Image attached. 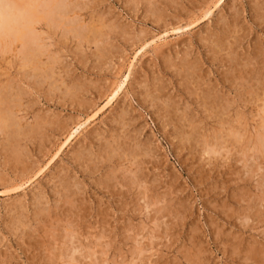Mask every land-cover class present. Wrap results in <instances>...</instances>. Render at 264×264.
<instances>
[{
	"label": "rangeland",
	"instance_id": "obj_1",
	"mask_svg": "<svg viewBox=\"0 0 264 264\" xmlns=\"http://www.w3.org/2000/svg\"><path fill=\"white\" fill-rule=\"evenodd\" d=\"M79 2L86 9L71 19L80 27L94 22L100 28L99 18L109 38L89 44L71 34L61 46L58 32L50 42L51 52L61 58L54 78L22 68L19 47L0 59V96H20L14 113L22 125L32 128L43 117L53 122L43 124L33 140L22 141L21 163L5 156L0 135V177L20 176L24 163L25 174L31 173L16 191L0 187V264H64L55 255L68 246L84 264H264V221L223 218L227 210L238 212L235 198L242 196L264 208L259 186L264 164H258L262 154L252 146L264 127V0ZM111 24L112 31L106 27ZM217 36L224 48L219 56ZM188 64L193 66L189 72L183 69ZM127 76L117 99L105 106L111 88ZM75 82L81 91L65 96V86ZM206 91L216 98V118L228 124L217 125L227 132L220 151L222 156L227 152L224 157L201 152L218 122L204 111ZM57 124H66L70 134L84 125L67 142L70 135L55 129ZM232 129L245 137L249 155L257 159L241 161L239 145L228 142ZM189 136L199 144L186 141ZM110 145L116 150L112 163L106 153ZM139 150L145 156L132 159L128 151ZM254 165L259 171L249 178L246 171ZM133 176L139 187L132 185ZM70 227L74 239L64 245ZM255 247L257 255L251 252Z\"/></svg>",
	"mask_w": 264,
	"mask_h": 264
},
{
	"label": "bare ground",
	"instance_id": "obj_2",
	"mask_svg": "<svg viewBox=\"0 0 264 264\" xmlns=\"http://www.w3.org/2000/svg\"><path fill=\"white\" fill-rule=\"evenodd\" d=\"M67 1H70V0H67ZM66 0H0V59H4L5 57V54L9 53L8 51L12 50L14 47H16V49L19 47L20 49H18V52H19V60L21 61L22 63V68H29L31 70L34 71L35 75H40L41 77H45V79H52L51 77L53 76V71H54V66L55 64H58L60 63V60L61 58L59 57L58 54H55L53 52H51V46L53 47V45L50 43L51 41H53V39L57 36L58 32L60 33V31H62V35L61 37H59L57 40L59 42V45H65L68 41V39H70V35H74L75 38H77L80 42H84V43H89L91 44L92 42L94 41H98V40H101L102 38L104 39L106 37V33L103 32V29L105 28V26L101 23V21H99V18L97 19V23H99L98 25L100 26V28H97V24L94 23L92 20V25H89L88 27H80L78 26V23L76 22V18H72L70 17V15H75V16H79L78 14H80V12H82L85 8V5H80L81 3L79 2H76L75 4H70L68 5V3L70 2H67ZM147 1V0H146ZM149 1V0H148ZM170 1V0H169ZM145 2V1H144ZM151 2V0H150ZM159 2V1H158ZM214 2V1H213ZM159 5V4H157ZM210 5V4H208ZM206 5V6H208ZM87 7V6H86ZM210 10L211 8H209V13H210ZM151 11V10H150ZM260 11V10H259ZM153 12V11H151ZM208 14V11L207 13ZM205 14V15H206ZM236 14V13H235ZM159 15V14H158ZM152 16V15H151ZM117 17V16H116ZM74 19V20H73ZM81 18H79L78 21L81 22L80 20ZM159 19V18H158ZM76 20V21H75ZM83 20V19H82ZM102 20V19H100ZM103 21V20H102ZM163 21V20H162ZM77 23V24H76ZM91 23V22H90ZM87 26V25H85ZM111 27H108L106 26L109 30H113L115 27L112 26V24L110 25ZM226 28V27H225ZM43 29H45V31H43ZM119 29V28H118ZM122 29V28H121ZM231 29V28H230ZM120 32H123V29L120 30ZM126 32V30H125ZM119 32H117L118 34ZM124 33V32H123ZM116 35V34H115ZM123 35V34H122ZM108 36V35H107ZM109 38V36H108ZM223 39V38H222ZM123 40V39H122ZM130 41V40H129ZM210 41V40H209ZM215 42H212V43H215L214 44V48H218V56H219V53L222 52V50L224 49H221V44H220V41L221 39L217 36V38L215 39ZM69 42V41H68ZM100 43V42H99ZM96 45V43H95ZM101 45V44H100ZM212 45V44H211ZM111 46V45H110ZM112 48V47H111ZM88 49V48H87ZM97 49V48H96ZM101 51V50H100ZM214 51V50H213ZM92 52V51H91ZM98 52V51H96ZM103 53V52H102ZM102 53L99 55V53H97L98 55V58L101 59L100 61H103V55ZM14 54V53H13ZM110 54V53H109ZM190 54V53H189ZM96 55V54H95ZM15 56V55H14ZM102 57V58H101ZM258 57V56H257ZM17 58V57H16ZM189 58V57H188ZM230 59V58H229ZM46 60V61H45ZM256 60V59H255ZM187 61V60H186ZM236 62V61H235ZM182 63V62H181ZM188 63V62H186ZM185 63V64H186ZM105 64V63H104ZM191 64H193V62H191ZM200 64V63H199ZM224 64V63H223ZM232 65H230V67L232 68L233 67V63H231ZM236 64V63H235ZM96 65V64H95ZM198 66V65H197ZM239 66V65H238ZM248 66V65H247ZM183 69L187 72H189L188 70H190V68L193 66L191 65H183ZM243 67V66H242ZM251 67V66H250ZM200 69V68H199ZM249 69V68H248ZM30 70V71H31ZM44 70V71H43ZM198 70V69H197ZM43 71V73H42ZM195 71V70H194ZM231 71V70H230ZM194 73V72H193ZM192 73V74H193ZM26 74V73H25ZM186 74V72H185ZM30 75V74H29ZM57 75V74H56ZM189 76L191 74H188ZM227 75V74H226ZM228 76V75H227ZM246 76V75H245ZM62 77V76H61ZM84 77V76H83ZM235 77V76H234ZM233 77V78H234ZM24 78V77H23ZM54 78V76H53ZM129 76H127L125 78V80L123 81H119V82H116L114 84V86L111 88L110 90V94L107 96L109 98V100H107V104L105 106H107L108 104H110L111 102L115 101L117 99V97L119 96L120 92L122 91L125 83L127 82ZM195 79V78H194ZM235 79V78H234ZM240 79V78H239ZM226 80V79H224ZM190 81V80H188ZM233 80H231L232 82ZM77 82V81H76ZM76 82L74 83V85L70 86L69 88H67L65 86V89L66 91L64 92V95L65 96H75V91L80 90V88L78 89L77 87L79 85L78 82L76 84ZM194 82V81H193ZM46 83V82H45ZM54 82L51 83V86L53 85ZM88 83V82H87ZM234 83V82H233ZM41 84V83H40ZM57 84V83H56ZM65 84V83H64ZM76 84V86H75ZM235 84V83H234ZM189 85V84H188ZM241 85V84H240ZM81 86V84H80ZM84 87V85H83ZM247 88V87H246ZM53 89H57V87L55 88L53 86ZM195 89V88H194ZM18 90V89H17ZM83 90V89H82ZM256 90V88H255ZM11 91V90H10ZM208 91H211L208 90ZM25 92V91H24ZM55 92V91H54ZM87 92V91H86ZM213 92V91H212ZM247 92V91H246ZM249 92L251 93V95L254 93L253 90H252V87L249 89ZM16 93V92H15ZM84 93V92H82ZM163 93V92H162ZM211 93V92H210ZM215 93V92H214ZM258 93V92H257ZM257 93L255 94L257 96ZM263 93V92H262ZM25 94V93H24ZM200 94V93H199ZM216 94V93H215ZM198 95V94H197ZM203 95V94H202ZM201 95V96H202ZM64 96V98H65ZM68 96V97H69ZM216 96V95H215ZM222 96V95H221ZM255 96V97H256ZM204 98L203 100V104H204V111L206 113H208L207 116H211L213 118V121L217 120L218 122H216L217 124H215V128L212 130V133L211 134H208L210 135V140L209 141H206L205 143L207 144L206 147L201 150V152L203 153V155L205 153L209 154V155H212V154H220V151H222V149H224V146H223V142L222 140H224V135H223V132L222 129H218L217 128V125H219L220 127L222 126V128H224L225 126H228L224 124V122H222L221 120L219 121V119H222V118H216L218 117V114H217V111L215 110L214 107H216L214 104L216 103L215 102V97L211 96V94L207 93V91L205 92V95L202 96ZM217 97V96H216ZM254 97V98H255ZM262 97V96H261ZM71 98V97H70ZM202 98V99H203ZM260 99V97H258ZM257 98V99H258ZM152 99V98H151ZM256 99V102L258 101ZM262 99V98H261ZM260 99V100H261ZM20 100V96L18 97V95H11V92L9 95H1L0 96V135L2 134V136H4V144H1L2 145V148L5 152V156L8 158V159H12V161L14 160V162H20V159L22 158H25L23 157V153H24V147L21 146V143L22 141L24 140H33L35 137H37L36 135H40L41 133V129L42 128V125L44 124H48V125H53V122H50L49 120L46 121L45 118H41L39 119L40 122H37L36 120V124H34V127L33 125L32 128L30 127H24L22 125L23 122H21V120H19L18 117H16V113H14V109H18L21 107V103L19 102ZM157 100V99H156ZM220 101H222L221 99H219ZM159 101V100H158ZM197 101V100H196ZM202 101V100H201ZM211 101V105H212V101L214 102L212 106H210L209 102ZM225 100H223L224 102ZM90 102V101H89ZM160 102V101H159ZM227 102V101H226ZM232 102V101H231ZM166 103V102H165ZM221 103V102H220ZM225 103V102H224ZM224 103L221 105H224ZM89 104V103H88ZM160 104V103H159ZM162 104V103H161ZM255 104V102H254ZM81 105V104H80ZM155 105V104H154ZM220 104H218L219 106ZM90 106V104H89ZM172 106V105H171ZM227 106V105H226ZM233 106V105H232ZM170 108V106H169ZM173 108V107H172ZM224 108V107H223ZM230 108V107H229ZM228 106H227V109L229 110ZM219 109V108H218ZM227 109L224 110L227 111ZM100 110V109H99ZM167 110V108H166ZM222 110V109H221ZM127 111V110H126ZM223 111V110H222ZM263 111V110H261ZM98 112V111H97ZM96 112V113H97ZM204 112V113H205ZM220 112V111H219ZM222 113V112H221ZM128 114V113H127ZM167 114V113H166ZM193 114V113H192ZM217 114V115H215ZM228 114V113H227ZM96 114H94L95 116ZM124 115V114H123ZM205 115V114H204ZM215 115V116H214ZM224 115V114H223ZM121 116V115H120ZM220 116V115H219ZM93 117V116H92ZM125 117V115H124ZM91 118V117H90ZM170 119V117H168ZM209 118V117H208ZM121 119V118H120ZM215 119V120H214ZM180 120V119H179ZM177 120V121H179ZM242 120V117L240 116L239 118V121L241 122ZM176 121V122H177ZM182 120H180L181 122ZM190 121V119H189ZM224 121V119H223ZM243 121V120H242ZM49 122V123H48ZM184 122V120H183ZM226 122V121H225ZM56 123V122H55ZM202 123V122H200ZM46 124V125H47ZM61 124V123H60ZM85 124V123H84ZM84 124H80V126L75 129V131L70 134L69 130H68V126L66 124H62V125H58L56 126L55 129H57L61 134L62 133H67V136L66 138H68V135H70V137L67 139V142H69L71 140V138L76 134V132L78 133L79 129L84 125ZM47 125V126H48ZM77 125V124H75ZM125 125V123H124ZM192 126V124H190ZM225 125V126H224ZM235 125V124H234ZM263 125V122L262 124ZM190 126V127H191ZM230 126V125H229ZM44 127V126H43ZM125 127V126H124ZM194 127V126H193ZM196 127H199V126H196ZM233 127V126H232ZM180 128V127H179ZM192 128V127H191ZM209 128V127H208ZM50 129V128H49ZM73 129V128H71ZM198 129V128H197ZM52 130V129H51ZM196 130V129H195ZM45 131V130H44ZM177 131H181L180 129L177 130ZM204 131V130H203ZM261 132L260 133H257L258 136L256 138V141H254L255 143L252 145L254 146V149L255 151L258 152V154H262L261 157H259V155H257L258 157H255L254 155H249L248 153V150H247V147L245 146V137L241 138L239 135H238V132L237 130H230L228 133L229 134V138L230 140L228 141L229 142V145L230 146H233V147H236L238 146L240 151L242 152V157H243V160L241 159L242 162L244 163H248L250 161L251 158H253V156L255 157V159L258 158L257 161H259V165H263L264 164V127L262 128V130H260ZM142 132V131H141ZM199 132V131H198ZM207 132V131H206ZM205 132V133H206ZM44 133V132H42ZM123 133V132H122ZM184 133V132H183ZM187 133V132H186ZM225 134H227V132L225 131L224 132ZM185 134V133H184ZM196 134V133H195ZM199 134V133H198ZM244 134V133H243ZM43 135V134H41ZM186 135V134H185ZM192 135V133H191ZM207 135V136H208ZM1 136V137H2ZM45 136V135H44ZM201 136V135H200ZM183 137V136H182ZM205 137V136H204ZM198 138V136H197ZM202 139V137H200ZM209 138V137H208ZM37 139V138H36ZM185 139V138H184ZM241 139H243L241 141ZM3 140V141H4ZM182 141V140H181ZM186 141H190L191 144H199L198 141L194 140L191 138V136H189V138L187 137L186 138ZM186 141H184L186 143ZM28 142V141H27ZM115 144V143H114ZM251 144V142H250ZM249 144V141H248V144L247 145H250ZM65 145V143H64ZM128 145V144H127ZM136 145V144H135ZM186 145V144H185ZM111 146V145H110ZM109 146V147H110ZM147 146V144H146ZM184 146V144H183ZM63 147V145H62ZM129 147V146H128ZM139 147V146H137ZM143 147V146H142ZM227 147V146H226ZM186 148V147H185ZM249 148V147H248ZM60 150L62 148H59ZM119 149V148H118ZM126 149V148H125ZM132 149V148H131ZM143 149V148H142ZM141 149V150H142ZM191 149H196V146H192ZM114 150V151H113ZM124 150V149H123ZM128 150V149H127ZM130 150V149H129ZM192 150V151H193ZM226 150V149H225ZM253 150V149H252ZM26 151L27 148H26ZM133 151V150H132ZM130 152L128 151L129 155L131 156L132 159H136L138 156H145L144 155V152H140L139 150V153L138 151L137 152ZM135 151V149H134ZM183 151V150H182ZM191 151V150H190ZM251 151V150H250ZM249 151V152H250ZM59 152V150H58ZM118 152V151H117ZM124 151H122L123 153ZM253 152V151H252ZM250 152V153H252ZM27 153V152H26ZM106 153H109V156H108V160L109 162L112 163V160L114 159V154L116 153V150L112 148H109L108 149V152L106 151ZM126 153V152H124ZM229 153V151H228ZM4 154V153H3ZM25 154V153H24ZM84 154V153H82ZM81 155H78V156H82ZM91 154V152H90ZM89 154V155H90ZM150 154V153H149ZM148 154V155H149ZM224 154V153H223ZM227 154V152L222 156L221 154V157H224L225 155ZM257 154V153H256ZM26 155V154H25ZM108 155V154H107ZM199 155V154H198ZM116 156H120L116 154ZM197 156V155H196ZM5 157V159H6ZM81 159V157H79ZM125 158V157H124ZM142 158V157H141ZM217 158V157H216ZM230 157H228L229 159ZM123 160V158L120 156V160ZM213 158H210V160H212ZM254 159V160H255ZM54 160V159H53ZM218 160V159H217ZM225 160V159H224ZM223 160V161H224ZM10 161V160H8ZM7 161V162H8ZM52 161V160H51ZM236 161V160H235ZM240 161V160H239ZM53 162V161H52ZM121 162L122 161H119L118 162V165H121ZM141 162V161H140ZM212 162V161H211ZM230 162V161H229ZM19 163V165H20ZM143 163V162H142ZM216 163V162H215ZM237 163V162H236ZM261 163V164H260ZM18 164V163H17ZM25 164V163H24ZM23 164V168L22 169V173L20 174V176H17L15 177L14 179H9V178H6L5 176H1L0 177V187H3V188H6V192H11V191H16L18 190L19 188H21L24 184H26L30 178H31V173L28 174L26 173L25 174V169L26 165ZM140 164V163H139ZM229 164V163H228ZM231 164V163H230ZM86 165V164H85ZM135 165V164H134ZM142 165V164H141ZM139 165V166H141ZM246 165L245 167L248 168V165L247 164H243V166ZM257 166V163L255 164ZM253 166V167H249L250 169H248L246 172L248 173L247 175H249V178H252L253 176H255V174L259 171H257V167L259 166ZM14 166V165H13ZM138 166V165H137ZM232 166V165H230ZM227 168V167H226ZM230 168V167H229ZM138 169V168H137ZM242 169V168H241ZM139 171V170H138ZM129 172V171H128ZM245 172V173H246ZM40 173V172H39ZM139 173V172H138ZM239 173V172H238ZM111 174V173H110ZM116 174V173H115ZM19 175V174H18ZM143 177V176H142ZM245 177V176H244ZM116 178V177H115ZM114 178V179H115ZM134 178V176H133ZM242 178V177H241ZM135 179V178H134ZM133 179V182H132V185L136 186L138 185L139 182V179ZM242 180V179H241ZM122 181V179H121ZM141 181V180H140ZM243 185H248V179L244 178L243 180ZM241 181V182H242ZM129 182V181H128ZM256 182V181H255ZM117 183V182H116ZM125 184V182H123ZM142 183V182H141ZM107 185V183H106ZM123 185V184H122ZM147 185V184H146ZM108 186V185H107ZM119 186V185H118ZM259 186L261 188V195H263V197L261 196L262 199H260L259 201L262 203L264 202V174L262 175V177L260 178V181H259ZM11 187V188H10ZM13 187V188H12ZM64 187V186H63ZM110 187V186H109ZM139 187V185H138ZM248 190V189H247ZM245 191V190H244ZM258 191V190H257ZM66 192V191H65ZM130 192V191H129ZM249 192V191H248ZM13 193V192H12ZM121 194V193H119ZM123 194V193H122ZM127 194V193H126ZM130 194V193H129ZM244 194H247V191L244 193ZM242 194V195H244ZM131 196V195H130ZM236 196V195H235ZM234 196V197H235ZM134 197V196H132ZM63 198V197H62ZM68 199V198H67ZM236 200V203L235 206L238 210V212H234L235 210H232V213L227 210L228 212H226V214L224 215V219L226 221H264V208H261V206L258 205V203H256V201L254 199V201L251 200V198H246V197H239V198H235ZM65 201V200H64ZM131 201V200H130ZM136 201V200H135ZM138 202L140 201V198L137 200ZM247 201V202H246ZM67 202V201H65ZM64 202V204H66ZM70 202V200H69ZM132 203V202H131ZM160 203V202H158ZM224 204V203H222ZM133 205V204H132ZM139 205V204H137ZM147 205V204H146ZM157 205V203H156ZM226 205V204H225ZM17 207V206H16ZM22 207V206H21ZM138 207V206H137ZM234 207V206H233ZM232 207V208H233ZM263 207V206H262ZM23 208V207H22ZM231 208V209H232ZM224 210V208H222ZM139 210V209H138ZM226 211V209H225ZM222 212V215L223 213ZM41 213V212H40ZM219 215H221L220 211L218 213ZM40 216V215H38ZM49 217V215H48ZM23 218V217H22ZM150 218V217H149ZM148 218V219H149ZM152 218H154L152 216ZM42 220V219H41ZM155 220V219H154ZM17 223V222H16ZM20 223V222H18ZM71 225V224H70ZM19 226V224H18ZM72 226V225H71ZM20 227H24V224H22V222L20 223ZM19 228V227H18ZM245 228V227H244ZM65 230V228H64ZM244 230V229H243ZM142 232V231H141ZM72 232V229L71 227L70 228H67L66 230V238H67V241L66 242H63L64 245H67L70 240L73 238L74 239V235L75 233ZM139 235V234H138ZM55 237V236H54ZM64 237V236H63ZM77 237V236H76ZM59 238V237H58ZM57 239V238H56ZM234 239V238H233ZM54 242H58V240L54 241ZM257 242V241H256ZM80 243V242H79ZM102 243V242H101ZM86 244V243H85ZM22 245V244H21ZM57 245V244H56ZM69 245V244H68ZM81 246L83 248H88L86 245L84 246L83 244H81ZM110 247V246H109ZM60 249V248H59ZM58 249L57 251V254L55 255L56 259L58 260H62L64 262V264H84L82 263L81 261L83 260H80L77 256L76 257H72L71 255V252L73 251V248H69L68 247H62L60 250ZM145 248H141L139 249L138 252L140 251H144ZM255 250V251H253ZM251 250L252 254L256 253V251H260V249L256 248ZM136 254H133L132 256L134 257V255H137V251H135ZM140 252V253H142ZM91 253V252H90ZM103 253V252H102ZM247 253V252H245ZM122 254V253H121ZM237 254V253H236ZM264 254V253H263ZM262 254V255H263ZM93 256V253L91 254ZM98 255V254H97ZM139 255V254H138ZM251 255V254H250ZM90 254L86 255H82L81 257L84 258V259H87L89 258ZM132 257V258H133ZM252 257V256H251ZM247 258V257H246ZM245 258V259H246ZM253 258V257H252ZM251 258V261L254 260ZM263 258V257H262ZM51 259V258H50ZM136 259V257L134 258ZM250 259V257H249ZM247 258V260H249ZM54 259H52L53 261ZM9 261V260H8ZM50 261V260H49ZM56 261V260H55ZM53 261V262H55ZM136 261V260H135ZM141 262L142 261H145L144 259L143 260H140ZM198 261V260H196ZM246 261V260H245ZM264 261V260H263ZM5 262V261H4ZM146 262V261H145ZM144 262V263H145ZM48 263V262H47ZM247 263V262H246ZM258 264V263H257ZM260 264V263H259Z\"/></svg>",
	"mask_w": 264,
	"mask_h": 264
}]
</instances>
